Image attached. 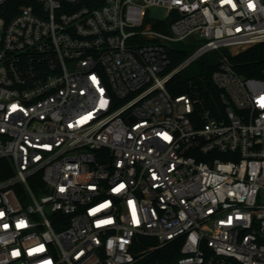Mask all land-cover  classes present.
I'll return each mask as SVG.
<instances>
[{
	"label": "built area",
	"instance_id": "1",
	"mask_svg": "<svg viewBox=\"0 0 264 264\" xmlns=\"http://www.w3.org/2000/svg\"><path fill=\"white\" fill-rule=\"evenodd\" d=\"M258 42L264 0H0V264H264V76L166 85Z\"/></svg>",
	"mask_w": 264,
	"mask_h": 264
},
{
	"label": "trees",
	"instance_id": "2",
	"mask_svg": "<svg viewBox=\"0 0 264 264\" xmlns=\"http://www.w3.org/2000/svg\"><path fill=\"white\" fill-rule=\"evenodd\" d=\"M188 54L187 50L171 48L169 55L172 65H175ZM205 58H198L195 61L197 65L193 73L187 77L180 75V71L175 73L166 82L167 89L172 95L188 93L199 98L200 106L203 108H214L221 105L219 98V89L211 79V73L216 67L219 57L223 54L227 56L235 70L245 76L263 77L264 67V42L255 43L233 54L223 48L211 51ZM202 57V56H201ZM176 250L168 251L165 254H171Z\"/></svg>",
	"mask_w": 264,
	"mask_h": 264
},
{
	"label": "rangeland",
	"instance_id": "3",
	"mask_svg": "<svg viewBox=\"0 0 264 264\" xmlns=\"http://www.w3.org/2000/svg\"><path fill=\"white\" fill-rule=\"evenodd\" d=\"M149 13L153 17H158V18L160 17L161 18L164 16L165 8L160 7V6H152L149 8ZM193 37L194 36H190V38L188 40L175 42L173 44V47L182 48V49L187 50L188 52H191L192 50H194L195 46H197L202 41V39H199V38L193 39ZM191 40H193V44H192ZM207 55L208 54H203L202 57L200 56V58L203 59ZM196 65H197L196 61L190 63L188 66H186L180 70V75L183 77L189 76L195 70Z\"/></svg>",
	"mask_w": 264,
	"mask_h": 264
}]
</instances>
